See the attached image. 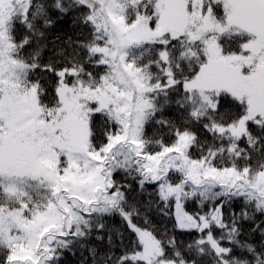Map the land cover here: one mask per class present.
<instances>
[{
    "label": "snow or ice",
    "instance_id": "snow-or-ice-1",
    "mask_svg": "<svg viewBox=\"0 0 264 264\" xmlns=\"http://www.w3.org/2000/svg\"><path fill=\"white\" fill-rule=\"evenodd\" d=\"M70 12L88 37L42 62ZM104 231L92 264H264V0H0V264H59Z\"/></svg>",
    "mask_w": 264,
    "mask_h": 264
},
{
    "label": "trees",
    "instance_id": "trees-1",
    "mask_svg": "<svg viewBox=\"0 0 264 264\" xmlns=\"http://www.w3.org/2000/svg\"><path fill=\"white\" fill-rule=\"evenodd\" d=\"M78 15L79 13L77 12H70L64 16L57 14L53 16L54 22L50 27L47 29L42 28L46 37L42 43L47 45V47L43 49L42 62H47L49 58L53 56L55 51H59L61 49L71 51L70 43L74 44V42L77 41H84L88 37L87 29L77 19ZM19 34L21 36L24 34V30L22 28L19 30ZM180 114L181 113L177 107L172 105L171 107L165 109L164 118L179 125L180 121L178 117ZM191 130L197 132L198 136L202 135V130L197 125H192ZM146 131L149 136H157L158 138H163L165 141H168L169 130L166 126L164 128H161L159 125L149 126L147 127ZM116 179L118 181H124L122 174L118 175ZM124 182L132 184V188L127 192L130 200H136L144 203L149 200L150 197L148 193L152 191L150 187L147 188V191L141 193L135 181H132L129 178ZM185 207L186 210L191 212L195 209L196 205L189 201ZM240 207L241 205L239 201L233 204V208H235L236 211H239ZM171 212L174 213V208L171 209ZM146 214L158 232H163L165 229L171 230L173 228L174 215L164 216L155 206L147 208ZM225 214L227 215V211ZM104 222L106 224V228L112 231L113 239L116 241L117 245L120 243L117 233H122L125 242H127L130 234L127 225L121 220L119 216L104 217ZM139 222L142 223V218ZM244 227L247 230L249 227H251V225L246 223ZM100 234L105 236L104 241L96 240L95 236L97 233L93 232L92 236L84 242V247L75 245L70 250H65L61 256L59 264H92L93 258L88 251L89 247H96L98 254L104 253L108 250L107 231L101 232ZM175 234L178 239L185 242H188L192 236L195 235V233H192L191 235L188 233H181L179 230H177ZM115 251L119 252V247H117Z\"/></svg>",
    "mask_w": 264,
    "mask_h": 264
}]
</instances>
